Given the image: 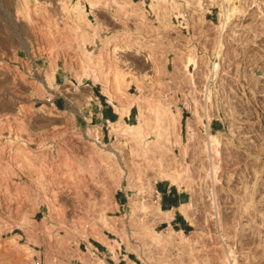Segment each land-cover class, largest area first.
Here are the masks:
<instances>
[{"label": "rangeland", "instance_id": "374dc122", "mask_svg": "<svg viewBox=\"0 0 264 264\" xmlns=\"http://www.w3.org/2000/svg\"><path fill=\"white\" fill-rule=\"evenodd\" d=\"M198 1L0 0V264H102L89 237L104 236L122 241L123 254L135 251L132 264H225L229 248L238 264H264V0H241L222 33L220 3L201 0V10ZM172 28L203 29L205 40L173 44L182 36ZM220 36L227 55L209 80L203 70ZM191 51L197 68L186 77ZM206 85L212 103L203 99ZM91 87L120 104L139 97L126 122L141 111L146 140L155 138V107L180 112L186 89L192 109L184 99L181 141L169 153H145L142 139L116 137L109 123L94 142ZM202 102L209 112L222 108L209 121L210 132L223 134L220 156L210 155L219 162L211 183L195 115ZM187 118L197 138L188 139ZM158 160L206 191L193 197L190 237L156 224ZM154 230L169 241L153 242Z\"/></svg>", "mask_w": 264, "mask_h": 264}, {"label": "bare ground", "instance_id": "6f19581e", "mask_svg": "<svg viewBox=\"0 0 264 264\" xmlns=\"http://www.w3.org/2000/svg\"><path fill=\"white\" fill-rule=\"evenodd\" d=\"M217 1L220 3V6H221V10L219 12V15H220L219 28L221 29L220 32L222 33V31L228 27V23H229L231 14L234 12V10H237V12H239L241 10L239 7L243 6V4H241V0H217ZM225 3H230V4L225 5ZM198 5H199V8L201 10H205L207 8V3H204L201 0L198 1ZM175 8H177V7H175ZM221 40H222V38L220 36L218 49L216 48V50L214 52V55H213L214 59L211 62L210 68L208 67L209 70H206V69L203 70L204 75L209 80H211V79L215 80V78H218L222 58H224L227 55V54H223L224 48L222 47L223 43L222 42L220 43ZM149 51H151V49H149ZM195 56L196 55L193 53V51H191L182 60L181 72L186 77L192 76V73L194 72L195 68H197V61H196ZM94 77H95V79H97V76H94ZM201 90H202V88H201ZM203 91H204V98L203 99H205V101H206V99H209L211 97L209 87L206 85ZM187 100L189 101V99L186 98V100H185L186 102L185 101L184 102L189 107V109L190 108L192 109V106H189L190 104ZM204 102L201 103V109H196L195 115H196V118L198 119V121L202 122L203 126H204L202 134L199 137L200 138L199 140L201 142L200 141L199 142H200L201 150L204 151V153L206 152V154L208 155L207 156V159H208L207 170H208V178L210 179L209 182L211 183V182H214V180H216V172L218 169L217 163H219V162H217L218 160L216 161V159H215L216 162L213 161V158L210 155L213 154L214 157L220 156L222 143H223V141H222L223 134L219 131H216L214 133L210 132L209 121L213 116L216 115V113L214 112V110L209 112L210 110L209 109L207 110L208 107L206 108L207 105L205 104L206 102L205 103ZM209 102L212 103V99ZM208 106L211 108V105L208 104ZM115 109L119 113V117H121L125 113L127 107L122 108V107L115 106ZM179 113L180 112H178V113L173 112L170 109V104H166V102H161L158 105V107H155V109H154L155 117H154V125H153L155 138L153 140H146L145 139V136L147 135V133L145 132L144 125L140 119L141 111L137 115L136 123H134V124L123 123L121 121V118H119L117 121L111 122L110 127H111L112 133L116 137H118L119 135L130 134L134 139L137 140V143H140L141 139H142V143L139 145H141V147L145 153H148L149 151L153 150L154 147H157V148H160L163 151V153L166 154V153L171 152V150H170L171 146L175 142L179 143L181 141L180 135H179L180 134L179 128H178V121L180 118ZM186 129H187L186 131H187L188 139L189 138L191 139V137L194 138L195 136H196V138L198 137V135L196 134V131L193 128V119L192 118H187V128ZM89 130H90V128H89ZM100 134H101V132H100L99 127L91 128V135L93 137L94 142H96V141H97V143L100 142ZM156 171H157L156 174L159 175L158 177L168 178L172 182L177 177V176L175 177V175L173 174V170L170 171V169H167L165 167H161V161H159V160L157 162V170ZM184 171H186V169ZM156 177H157V175H156ZM208 178H205L206 181L209 180ZM213 195H214V193H213ZM154 204L155 205L153 207H156L155 209H156V211H158L157 213H159L160 210H159L157 202H155ZM166 213H168V212H166ZM164 215H166V214H164ZM167 216H168V214H167ZM215 216H217V214H215ZM159 218L160 217L156 218V220ZM189 221H191V218ZM154 233L156 236L154 238H152L153 242H156L158 244H162L163 242L169 241V240L167 241V239L164 237H167L166 234L168 233V235H169L170 231L165 232L166 234H164V235H166V236H164V237H163L162 232H160V231L154 230ZM180 234H178V236H180ZM225 264H238L237 256L235 255L232 248H229L227 250V255L225 258Z\"/></svg>", "mask_w": 264, "mask_h": 264}, {"label": "crops", "instance_id": "0c3cea01", "mask_svg": "<svg viewBox=\"0 0 264 264\" xmlns=\"http://www.w3.org/2000/svg\"><path fill=\"white\" fill-rule=\"evenodd\" d=\"M185 31L186 33H184V29L182 28H174V29L172 28L170 33L172 37L173 36H182V37L180 40H174V38H171L169 39V41L173 42V44L177 42L183 43L184 41L188 42L190 41L189 36H200L203 34L204 30L197 28L196 29L190 28L189 30L186 29ZM178 60L179 59L175 58V60H172V63H174V61L178 62ZM165 82L175 83L177 81H175V78H170L169 80H165ZM98 92L99 91L97 89L91 87V95H89V100L91 101L92 104L91 112H90V121H94L95 124L93 126L100 127L102 131L101 138L104 139L105 133L102 127L106 124L117 121L119 118H121V121L123 123H127L126 120H129L132 112L133 113L135 112V116H136L137 114L136 111L138 112L140 99L138 97V99L131 104H128V102L127 104H120L115 102V100L112 98L111 100H109L108 95L105 92L104 93L100 92V94H97ZM134 96H138V95L134 94ZM177 96L179 98V95ZM187 97H188V93H186V89H185V91L183 90V94L180 96L179 99L181 100L180 103L181 105L178 106L180 110L179 113L180 139H182L183 137L182 136L183 135L182 120L184 117L183 100L186 99ZM165 98H166L165 100L168 101L170 98H173V95L167 93V96ZM52 104L57 109H63L65 106V102L56 101V100L53 101ZM115 106L122 108L127 107L125 113L121 117H119V113L116 111ZM176 108L177 107H175V110ZM170 109H172V106H170ZM185 128H187V120L185 122L184 130ZM193 128L195 131H197V126L195 125V123H193ZM185 182L187 183L188 179L184 176H182V179H179L178 177L175 178L173 182L168 178L159 177L153 179L151 184L152 188L150 190L152 192L151 194L153 200L157 202L160 210L159 213H157L158 215L157 217L160 218L156 224H163L165 228H170L172 232H174L175 234L181 233L184 236H188L186 233H190L192 231L191 228L193 227V223L189 221L190 218H192L193 197L202 194V190L190 188L186 186ZM190 236H192V234H190ZM119 241L117 239H109L107 238V236L99 237V238L89 237V246L91 247L92 254L98 257L100 262H102V264H132L130 254L131 253L135 254L136 252L133 250L126 252L125 249L126 253L125 254L121 253L120 250L122 249V245H124V247H126V245L122 241L119 243ZM99 249H101V251ZM134 264H136V262Z\"/></svg>", "mask_w": 264, "mask_h": 264}, {"label": "built area", "instance_id": "2783aa9c", "mask_svg": "<svg viewBox=\"0 0 264 264\" xmlns=\"http://www.w3.org/2000/svg\"><path fill=\"white\" fill-rule=\"evenodd\" d=\"M204 32H205V30L203 31V34H202L201 36H204ZM213 34H214V35L217 34V33H216V30L214 31ZM201 36H200V37H201ZM201 38L204 39L203 37H201ZM204 40H205V39H204ZM216 42H217V41H216ZM216 48H217V47H216ZM216 48H214V49H216ZM198 49L202 51V52H200V55H203V51L205 50V48H203L202 44H200V46H198ZM214 49H213V50H214ZM204 55H205V54H204ZM204 55H203V56H204ZM239 64H241V66H243V65H242V62L239 63ZM244 65H247V62L244 63ZM250 65H251V64H250ZM250 65H249V66H250ZM247 72H248V71H247ZM247 76H248V74L246 73V77H247ZM247 79H248V77H247ZM247 81H248V80H247ZM253 81H255V80H253ZM248 82H251V78H250V77H249V81H248ZM218 86H219V85H218ZM187 98H188V97H187ZM212 99H213V98H212ZM219 109H220V111H218V112H217V111H214V112H216V113H218V114L222 113V112H221V109H222L221 107H220V108H217V109H215V110H219ZM223 112H224V110H223ZM212 118H213V117H212ZM212 118L210 119V122H212V120H216V119H214V118L212 119ZM210 122H209V130L211 131L212 126H210ZM233 127H235V126L233 125ZM235 129H236V128H235ZM262 175H264V174H262ZM200 190H202V194H200V195H201V196H205V195H206V191H205L204 189H200Z\"/></svg>", "mask_w": 264, "mask_h": 264}]
</instances>
